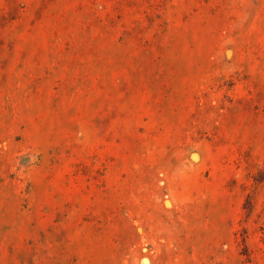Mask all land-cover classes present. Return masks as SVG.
Returning a JSON list of instances; mask_svg holds the SVG:
<instances>
[{
    "label": "rangeland",
    "instance_id": "rangeland-1",
    "mask_svg": "<svg viewBox=\"0 0 264 264\" xmlns=\"http://www.w3.org/2000/svg\"><path fill=\"white\" fill-rule=\"evenodd\" d=\"M0 264H264V0H0Z\"/></svg>",
    "mask_w": 264,
    "mask_h": 264
}]
</instances>
